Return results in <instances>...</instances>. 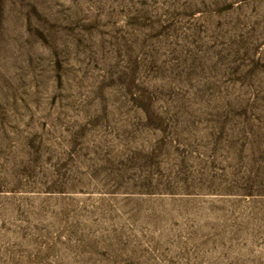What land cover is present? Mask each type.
Returning <instances> with one entry per match:
<instances>
[{"label": "rangeland", "instance_id": "rangeland-1", "mask_svg": "<svg viewBox=\"0 0 264 264\" xmlns=\"http://www.w3.org/2000/svg\"><path fill=\"white\" fill-rule=\"evenodd\" d=\"M0 264H264V0H0Z\"/></svg>", "mask_w": 264, "mask_h": 264}]
</instances>
